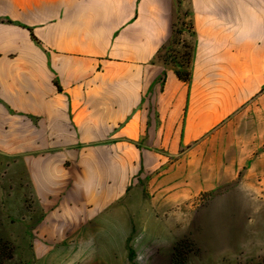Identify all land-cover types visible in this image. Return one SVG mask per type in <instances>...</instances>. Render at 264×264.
Wrapping results in <instances>:
<instances>
[{
	"label": "crops",
	"instance_id": "0c3cea01",
	"mask_svg": "<svg viewBox=\"0 0 264 264\" xmlns=\"http://www.w3.org/2000/svg\"><path fill=\"white\" fill-rule=\"evenodd\" d=\"M188 3L185 81L159 57L174 0H0V155L38 201L95 216L150 176L169 208L239 178L264 145V0Z\"/></svg>",
	"mask_w": 264,
	"mask_h": 264
},
{
	"label": "rangeland",
	"instance_id": "374dc122",
	"mask_svg": "<svg viewBox=\"0 0 264 264\" xmlns=\"http://www.w3.org/2000/svg\"><path fill=\"white\" fill-rule=\"evenodd\" d=\"M174 5L173 36L159 57L185 76L194 35L188 0ZM215 135L214 129L208 136L214 152ZM262 140L249 147L250 160L236 162L244 166L236 181L168 208L146 176L95 216L68 210L63 197L38 201L24 166L0 155V264H264V174L254 165Z\"/></svg>",
	"mask_w": 264,
	"mask_h": 264
},
{
	"label": "trees",
	"instance_id": "16d2710c",
	"mask_svg": "<svg viewBox=\"0 0 264 264\" xmlns=\"http://www.w3.org/2000/svg\"><path fill=\"white\" fill-rule=\"evenodd\" d=\"M178 77H180V79H183L185 81L189 80V73L185 76H183L182 74H180L179 72H177Z\"/></svg>",
	"mask_w": 264,
	"mask_h": 264
}]
</instances>
